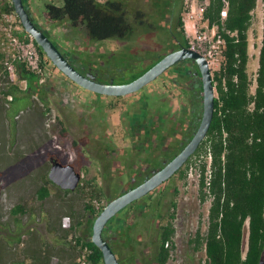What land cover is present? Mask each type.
Listing matches in <instances>:
<instances>
[{"label":"flooded vegetation","instance_id":"af4514ba","mask_svg":"<svg viewBox=\"0 0 264 264\" xmlns=\"http://www.w3.org/2000/svg\"><path fill=\"white\" fill-rule=\"evenodd\" d=\"M121 1L127 5L126 0ZM146 1L151 2L153 22L135 24L138 29L123 39L119 48L111 51L100 46L94 48L92 41L83 39V49L79 51L53 41L84 76L90 74L95 81L105 84L129 83L165 56L188 48L186 32L178 27L185 0ZM47 66L48 74L42 83L37 82L39 90L34 97L45 111L55 113L59 123L66 126L64 133L70 134L68 124H73L80 134L73 138L72 149L67 148L64 155L57 154L63 151L61 140L56 144L50 139L55 150L50 151L49 147L42 165L50 172L53 162L58 161L72 165L81 176L83 172L100 173V180L94 179L105 194L103 201L97 198L102 202L101 210L169 166L190 144L201 124L202 77L198 64L190 58L177 62L155 81L126 96L90 91L72 81L51 61ZM207 135L169 179L120 210L107 223L103 236L120 264L161 263V242L171 220V204L176 201L179 208L185 182L181 177L202 154L198 155ZM95 219L87 215L80 231L87 241L92 238ZM17 239V230L0 226V242L5 243V250L0 251V264H27L15 258Z\"/></svg>","mask_w":264,"mask_h":264},{"label":"trees","instance_id":"16d2710c","mask_svg":"<svg viewBox=\"0 0 264 264\" xmlns=\"http://www.w3.org/2000/svg\"><path fill=\"white\" fill-rule=\"evenodd\" d=\"M261 1L264 13V0ZM199 2L204 8L203 22L209 28H217L224 38L225 50L221 67L213 76L217 93L213 120L204 145L198 153H205L206 145L211 146L212 178L209 191L213 199L206 231L202 232L199 228L189 239V246L194 254L204 251L205 264H259L264 250V34L256 78L253 79L248 71L251 58L249 30L253 25L258 0ZM225 9L227 16L224 18L222 12ZM180 13L178 27L184 33L185 22L182 18L185 10L182 9ZM5 14H14L17 23L23 28L11 0L0 2V26ZM43 19L52 24L68 22L91 41L123 40L138 29L135 24H145L147 21L142 11L132 14L121 0H107L103 3L97 0H63L62 6L47 4ZM26 34L23 29L21 35ZM186 45L188 46V39ZM37 47L43 65H47L50 60L42 48L38 45ZM5 58L6 54L0 50V100L5 102L6 117L10 119L11 133L15 137L16 118L34 103L32 98L38 94V79L23 64L18 63L17 79L26 82L27 87L12 82L4 70ZM254 85L255 90L252 91ZM201 169L199 197L201 203H205L208 199L204 190L205 163L201 165ZM187 174L188 172L182 175L183 181ZM39 182L40 185L35 191V200L39 203L52 196L53 188L65 197L78 195L79 199H83L81 196L86 191H89L92 198L102 199L105 196L94 178L82 179L76 191L62 190L49 179L47 173L40 175ZM1 194L0 183V198ZM27 204L26 201H20L11 208V224L2 222L0 216V226L18 231L15 243L18 247L25 244L24 236L30 237L28 246L23 250L24 262L30 259L31 264H50L53 255H57L61 258L68 257L71 260L69 264H74L79 254L77 246L82 244L92 251L89 256L90 264H104L102 251L91 240L87 241L80 235L85 225V217L92 215L96 218L104 207L96 211L90 203L83 201L81 210L78 211L71 202V228H50L49 231L59 235L58 240L50 243L44 233L39 231L40 228L35 222V211ZM177 207L176 201L171 204V220L161 242L163 253L160 264H168L171 252L176 249L174 220ZM25 216L28 217L26 222L23 220ZM40 221L49 226L47 215L42 214ZM28 223H31L29 229ZM4 245L5 243L0 242V251L5 250Z\"/></svg>","mask_w":264,"mask_h":264},{"label":"rangeland","instance_id":"374dc122","mask_svg":"<svg viewBox=\"0 0 264 264\" xmlns=\"http://www.w3.org/2000/svg\"><path fill=\"white\" fill-rule=\"evenodd\" d=\"M97 1L103 3L107 0ZM126 1V6L132 14L137 11H142L145 16L144 18L147 19L148 22H153L151 15L154 14V11L151 7V2L146 0L138 2L135 0ZM32 3V15L36 17L38 23L40 22L39 24L42 25L45 31H49L52 40L60 42L62 45H66L71 50L78 49L79 51L83 49L81 44L83 39L87 42L91 41L82 31L74 29L68 22L52 24L44 21L43 13L46 11L47 4L62 6L63 0H32ZM183 6V9L185 10V13L183 14L185 19V29L193 34L195 31L196 20L190 19L187 14L190 13L196 16L203 5L199 0H185ZM263 17V4L261 0H258V6L254 12L253 25L249 30V52L251 58L248 64V71L253 76L255 75V68L256 71L259 68L258 49L264 34ZM14 20L17 21V18L15 17ZM1 28L2 26H0V39L2 36ZM92 42L94 48L100 46L104 49L107 48L110 51L119 48L124 44V42L119 39H107ZM214 73L215 71H212V74ZM127 75L128 74H126V76ZM14 83L25 88V84L18 79L14 81ZM33 100L34 103L16 118L17 128L15 137H13L11 133L10 119L6 117L4 107L5 102L4 100H0V183L2 186L0 216L2 222L5 224H11L13 223L9 213L11 208L20 201L28 202L27 206L35 211V222L37 226L42 230L47 241L52 243V241L59 239V235L53 231H49V229L63 228L61 221L65 216H70V203L72 202L76 210L80 211L83 201L90 203L93 198L90 196L89 191H86V194L81 196L83 199H79L78 195L65 197L61 192L53 188L52 196L45 202L39 203L35 200V191L40 185V175L49 173L48 168L42 165V161H44L45 156L49 154V147L50 151L55 150L53 147L54 144H50V139L56 144L61 140L60 142L63 151L57 154L64 155L68 149H72V140L80 134V131L76 128L77 125L68 124L70 134L69 132L64 133L63 127L66 128V126H62L59 123V119L56 117L55 113H48L47 110L45 111L41 102L36 97H34ZM55 119L56 121L54 122ZM112 139L113 141L115 140L113 136ZM200 156L197 157L189 167L187 177L181 187L179 208L177 209L176 219L174 220L176 229L174 237L176 249L171 252V259L168 264L206 263L204 251L194 254L189 246V239L195 235L199 228H201L202 232L206 231L209 208L211 205L209 201L201 203L199 197L198 177L196 175H189L191 168H197L198 165L202 164L199 163V160H203ZM38 159H40V162ZM204 161L205 160H203V162ZM206 163L208 164V162ZM101 176L100 173L95 172L82 173V179L90 180L95 178L97 182L100 180ZM18 195L19 197H17ZM101 200L103 201L104 198ZM42 214L47 215L49 220L48 227L40 221ZM27 218L28 217L25 216L23 220L26 222ZM30 225L31 223H28V229ZM70 239L71 236L69 237V240ZM28 240L30 241V237L25 236V246H20L17 249V254L15 256L17 260L24 259L25 251L23 252V250L28 245ZM245 249H247V244H245ZM25 261L27 264H31L30 260L26 259ZM51 261L52 264H61L62 262L64 264L71 263V260L68 257L61 258L57 255H53ZM4 264H7V262Z\"/></svg>","mask_w":264,"mask_h":264},{"label":"water","instance_id":"95a60500","mask_svg":"<svg viewBox=\"0 0 264 264\" xmlns=\"http://www.w3.org/2000/svg\"><path fill=\"white\" fill-rule=\"evenodd\" d=\"M11 1L14 5L16 14L22 23L24 31L34 38L37 45L42 48L52 64L76 84L90 91L110 96H126L139 91L142 87L155 81L169 67L187 58L194 60L200 68L204 90V109L201 124L193 140L169 166L155 174L143 184L111 201L105 206L103 211L94 221L91 240L102 251L104 264H120L112 247L103 236L105 226L120 210L133 201L148 194L150 191L156 189L164 181L169 179L184 164L189 156L194 153L210 129L215 111L216 89L208 60L202 54L190 48H184L165 56L147 72L129 83L105 84L97 82L93 77H90V74L88 76L81 74L70 63L61 49L54 43L43 27L32 16L28 6V0ZM81 178V174L76 172L72 165H63L58 161L53 162L52 168L49 172V179L65 191H75L81 182ZM259 264H264V250Z\"/></svg>","mask_w":264,"mask_h":264},{"label":"built area","instance_id":"2783aa9c","mask_svg":"<svg viewBox=\"0 0 264 264\" xmlns=\"http://www.w3.org/2000/svg\"><path fill=\"white\" fill-rule=\"evenodd\" d=\"M4 0H0L3 2ZM203 11L204 8H200L198 14L188 13L190 19L196 20L195 31L193 34L189 33L186 29L188 39V47L200 54H202L209 63L211 71H218L221 67L224 50L225 41L224 38L218 33L217 28H209L208 25L204 26L203 22ZM227 16V10H223L222 17ZM16 16L14 14H5L4 21L2 24V36L0 39V50L6 54V58L3 61L4 70L8 73L9 79L14 82L17 80V64H23L27 70L34 73L37 76L38 82L42 83L48 74V66L43 65L42 57L38 51L37 44L34 38L29 35H21L23 28L14 20ZM185 21V19H183ZM1 76V74H0ZM27 87L26 82H22ZM11 99V97H10ZM206 152L201 154V158L205 160H199V163H206L205 171V181L206 187L205 192L208 194L207 201L212 202V196L210 195V185L212 178V150L211 146L208 144L205 147ZM201 164V165H202ZM201 165L197 168H191L189 175H196L198 177V188L200 178L202 176ZM92 205L96 210H100L102 207V202L95 199L92 201ZM63 228H70L71 220L70 217H65L63 219ZM76 241H74V245ZM79 252L78 257L74 264H90L89 256L92 251L88 246H83L79 244L77 246Z\"/></svg>","mask_w":264,"mask_h":264},{"label":"crops","instance_id":"0c3cea01","mask_svg":"<svg viewBox=\"0 0 264 264\" xmlns=\"http://www.w3.org/2000/svg\"><path fill=\"white\" fill-rule=\"evenodd\" d=\"M28 4H29V9H30V11H31V13H32V9H33V3H32V0H28ZM33 14V13H32ZM33 16V15H32ZM35 19H36V17H34ZM37 20V19H36ZM201 24H204V26H206L207 25V23H201ZM260 48H261V44H260V46H259V49H258V52H260ZM250 57H251V55H250ZM257 57V56H256ZM250 73V72H249ZM256 73H257V71H256V68H255V75L253 76V75H251L250 74V76L253 78V79H255L256 78ZM255 90V85L252 87V91H254ZM17 197H19V195L17 196ZM61 223H62V221H61Z\"/></svg>","mask_w":264,"mask_h":264},{"label":"bare ground","instance_id":"6f19581e","mask_svg":"<svg viewBox=\"0 0 264 264\" xmlns=\"http://www.w3.org/2000/svg\"><path fill=\"white\" fill-rule=\"evenodd\" d=\"M188 48H189V47H188ZM211 72H212V71H211ZM48 176H49V175H48ZM81 180H82V178H81ZM79 184H80V183H79ZM95 199H97V198H93V200H95ZM93 200H92V201H93ZM97 200H98V199H97ZM90 204L92 205V202H90ZM92 206H93V205H92ZM93 207H94V206H93ZM100 210H101V209H100ZM100 210H97V211H100ZM65 217H70V216H65ZM65 217H64V218H65ZM64 218H63V219H64ZM96 218H97V217H96ZM63 219H62V224H63ZM70 220H71V226H72V218H71V217H70ZM71 226H70V228H71ZM68 229H69V228H68Z\"/></svg>","mask_w":264,"mask_h":264}]
</instances>
